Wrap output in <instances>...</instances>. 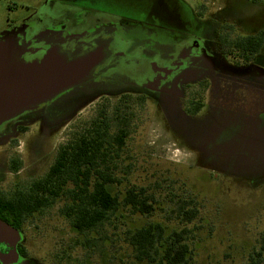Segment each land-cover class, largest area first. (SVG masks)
Here are the masks:
<instances>
[{"label": "rangeland", "instance_id": "1", "mask_svg": "<svg viewBox=\"0 0 264 264\" xmlns=\"http://www.w3.org/2000/svg\"><path fill=\"white\" fill-rule=\"evenodd\" d=\"M255 2L262 4L0 0V38L24 29L44 42L78 34L96 22L103 25L107 18L110 28L133 44L127 56L103 72L104 81L91 79L0 124L3 196L28 190L46 174L60 146L100 112L110 114L118 105L128 136L122 150L109 153L108 172L122 183L110 184L109 191L121 200L127 188L135 187L159 209L151 215L120 210L81 235L62 213L68 201L57 198L19 231L28 264H148L134 259L126 231L151 224L167 233L190 230V264H264V90L238 82L218 43L225 25L233 27L222 33L230 39L243 32L222 20L235 18L251 33L264 27V0ZM170 63L176 68L155 78L154 69ZM173 74L172 85L166 84ZM151 84L162 93L148 95ZM108 90L120 93L97 97ZM200 102L203 108L193 115ZM111 123L115 131L116 120ZM7 139L13 140L6 146ZM4 149H10L8 154ZM11 153L13 162L24 160L17 176L7 163ZM191 200L200 214L179 225L177 204Z\"/></svg>", "mask_w": 264, "mask_h": 264}, {"label": "trees", "instance_id": "2", "mask_svg": "<svg viewBox=\"0 0 264 264\" xmlns=\"http://www.w3.org/2000/svg\"><path fill=\"white\" fill-rule=\"evenodd\" d=\"M228 28L233 27L225 25L221 32ZM222 33L218 37L219 44L236 65L249 63L264 44V30L255 35L238 34L234 40ZM203 106V102L198 103L192 114L199 113ZM114 120L115 131L111 123ZM124 121L125 116L120 115L118 105L110 114L100 112L82 132L60 147L54 165L43 179L13 197L0 196V220L20 231L35 213L52 205L57 198L65 197L68 203L62 209L63 215L79 234L85 235L120 210L129 209L141 215H151L159 210L150 199L143 197L142 190L135 187L127 188L121 200L109 191L110 184H122L108 172L107 163L112 149L122 150L126 145L128 132ZM20 167L21 163H18L11 169L16 171ZM68 184L73 187L67 188ZM199 214L196 202L183 201L177 204L175 218L180 220L179 225H188ZM189 234L190 230L186 228L167 233L160 224L126 231L134 259L148 264H190ZM87 242L91 243L90 240ZM21 253L26 255L25 249L22 248Z\"/></svg>", "mask_w": 264, "mask_h": 264}, {"label": "water", "instance_id": "3", "mask_svg": "<svg viewBox=\"0 0 264 264\" xmlns=\"http://www.w3.org/2000/svg\"><path fill=\"white\" fill-rule=\"evenodd\" d=\"M19 33H8L0 38V124L12 115L37 107L67 89L84 84L102 62V50L70 58L59 47L52 46L39 61L23 59L25 46ZM20 232L0 220V244L12 248L9 257L17 262L16 251Z\"/></svg>", "mask_w": 264, "mask_h": 264}, {"label": "flooded vegetation", "instance_id": "4", "mask_svg": "<svg viewBox=\"0 0 264 264\" xmlns=\"http://www.w3.org/2000/svg\"><path fill=\"white\" fill-rule=\"evenodd\" d=\"M250 3H252V2H250ZM254 3H256V2H254ZM104 22H106V23L103 25H98L99 23L96 22L91 27L84 28V30L82 32H79L78 34L73 33L72 35H66V36L63 35L62 37L58 36L56 38L54 37L53 39L49 38V41H44V42L35 41V39H32V37H30L29 35L24 34L27 32V31L25 32L24 29H16L15 31H13L11 33L20 32L19 33L20 43L23 44L26 48L25 53L23 55V59L26 62L39 61L42 58V56L44 55V52H46V50L52 46L59 47L60 50L63 53L67 54L70 58L81 56V55H84L88 52L102 50V52H103L102 62L93 70L92 75L86 81V82H88V81H91V79H94L93 81L102 82V81H104L103 80V72L106 71L111 66H113L119 58L121 59L122 57L127 56L130 53L131 47L133 45V44L132 45L129 44V42H127L125 40H122L120 35L117 32H114L110 28V26H112L111 24L113 23L112 21H110L109 19L106 18V19H104ZM103 26H105V27H103ZM263 30H264V27L259 29L255 34L261 32ZM143 43L145 44V41H143ZM263 49H264V44H263L260 52ZM219 51L223 57L229 58L222 51V49ZM258 54H256L255 57L249 63L243 64V65H236L229 58L231 65H232L231 68L235 72H236L235 69L239 68L241 66H245L247 68H250L249 66L252 64V62L255 60V58ZM169 57L173 58L174 56L170 54ZM190 58H192L191 54H188V59H190ZM165 67H166L165 69L161 68L160 71H158L157 68L154 69L152 67V69L155 70V72H154V75H156L155 78H157L158 76L159 77L163 76L164 72L173 70L172 68H176L174 66V63H170L169 65H165ZM237 76H238V74H237ZM245 77L252 80V81L254 79V77L250 74L249 71H247V73L245 74ZM95 79H98V80H95ZM174 80H175V77L173 74L172 78H168L166 80V84L169 83L172 85ZM149 87L154 89L153 91L147 92L148 95H152V96H154L155 93L159 94L162 90L161 87H158V84L156 86H153L151 84V86L149 85ZM117 93H120V92H117ZM117 93H111L108 90V91L103 92L101 95H99L97 97L98 98L107 97L110 95H116ZM138 93H140V92L138 91ZM144 94H146V93H144ZM49 122H52V120ZM10 140H13V139H10ZM10 140L7 139V141L4 142L3 144L7 146L8 144H10ZM60 147L57 149L55 161H56L57 154H58ZM9 151H10V149H9ZM9 151L6 149L3 150V152H5L7 154ZM15 152H16L15 154H17V155L21 154L16 150H15ZM13 154L12 153L10 154V157H8L7 163L10 164V173L17 176V175H19L20 171H22L24 168V160L21 159V160L17 161V163L13 162V159H12ZM55 161H54V163H55ZM18 163H21V167L19 169H17L16 171H13L11 169V166L12 165L13 166L18 165ZM54 163L52 165H50L46 174L40 179H43L48 174L50 168L54 165ZM40 179H36L35 181H38ZM35 181H33V182H35ZM0 196H3L1 191H0ZM16 251L19 255V260L17 262H14V261L10 260L9 258H5L3 263L0 261V264H28L26 256L21 253L22 248H21V244L19 242L17 243ZM0 252L4 255V257H6V256L9 257L10 253L12 252V248H8L4 244H0Z\"/></svg>", "mask_w": 264, "mask_h": 264}, {"label": "crops", "instance_id": "5", "mask_svg": "<svg viewBox=\"0 0 264 264\" xmlns=\"http://www.w3.org/2000/svg\"><path fill=\"white\" fill-rule=\"evenodd\" d=\"M250 2L249 0H247ZM252 4H262V3H252ZM222 22H225V24H231L228 22H234L240 29L243 30L242 34L243 35H255V33H251L247 31L244 26L242 27L241 24L235 19V18H229L222 20ZM224 58V57H223ZM250 68H247L245 66H241L239 68H236V72L238 74V77H240V82L241 84H246V85H251L254 86L258 91H263L264 87H261L264 85V49L256 56L255 60L252 62V64L249 66ZM247 71L250 72V74L254 77L253 81L246 78L245 74ZM261 85V86H260Z\"/></svg>", "mask_w": 264, "mask_h": 264}]
</instances>
